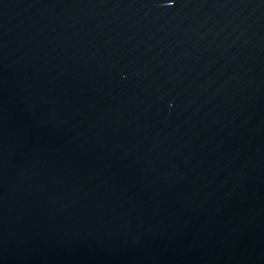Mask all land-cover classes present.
<instances>
[{"label":"water","instance_id":"95a60500","mask_svg":"<svg viewBox=\"0 0 264 264\" xmlns=\"http://www.w3.org/2000/svg\"><path fill=\"white\" fill-rule=\"evenodd\" d=\"M0 264H264V0H0Z\"/></svg>","mask_w":264,"mask_h":264}]
</instances>
